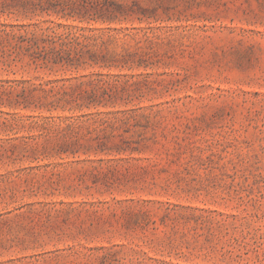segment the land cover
Instances as JSON below:
<instances>
[{
  "label": "rangeland",
  "instance_id": "obj_1",
  "mask_svg": "<svg viewBox=\"0 0 264 264\" xmlns=\"http://www.w3.org/2000/svg\"><path fill=\"white\" fill-rule=\"evenodd\" d=\"M0 264H264V0H0Z\"/></svg>",
  "mask_w": 264,
  "mask_h": 264
}]
</instances>
